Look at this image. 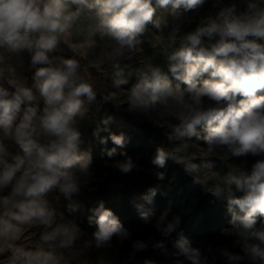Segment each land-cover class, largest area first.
<instances>
[{
  "label": "clouds",
  "instance_id": "obj_1",
  "mask_svg": "<svg viewBox=\"0 0 264 264\" xmlns=\"http://www.w3.org/2000/svg\"><path fill=\"white\" fill-rule=\"evenodd\" d=\"M209 2L0 0V255L9 264H132L150 250L168 256L169 242L174 264H264V0H230L183 31L187 14ZM79 51L94 62L83 64ZM106 105L163 137L149 158L158 183L133 201L160 239L133 240L103 199H81L97 190L101 168L105 178L145 170ZM170 161L223 204L230 227L221 233L232 231V248L194 242L171 208L157 215ZM33 227L38 239L19 243Z\"/></svg>",
  "mask_w": 264,
  "mask_h": 264
},
{
  "label": "trees",
  "instance_id": "obj_2",
  "mask_svg": "<svg viewBox=\"0 0 264 264\" xmlns=\"http://www.w3.org/2000/svg\"><path fill=\"white\" fill-rule=\"evenodd\" d=\"M229 2L230 0H224L223 3H214L210 0L203 7L202 13L191 19L183 31L193 30L204 18L215 17L220 8ZM145 49V55L148 58L153 59V62H159L162 67L165 66L163 58L157 61L155 57L150 56L151 50L147 45ZM124 118L130 126L122 131L127 132L132 138L127 150L134 156L141 155V164L145 170L133 172L127 176L120 175L118 172L111 173L106 178L99 179V182L94 185L97 189L95 192H85L82 197L92 199L93 203L97 199H103L105 206L111 208L124 224H139L142 222L133 207V201L138 200L139 193L143 192L146 187L158 183L153 175L155 170L150 165L149 158L154 152L155 145L160 143L163 137L158 130L151 128L147 123L133 122L128 116ZM100 148L101 146L93 144L94 164L102 162ZM216 169L226 170L219 161L216 162ZM166 173V180L159 182L163 185L161 191L164 195H158L156 198L157 215L165 208H171L173 213H181L185 234L194 242L213 241L222 234L221 229L230 227V217L226 215L223 204L213 202L214 198L210 194H205L198 187H194L190 178L183 175L179 166L170 161ZM168 247L174 249L171 242ZM232 250L238 251L239 248ZM139 262L132 264H139Z\"/></svg>",
  "mask_w": 264,
  "mask_h": 264
},
{
  "label": "rangeland",
  "instance_id": "obj_3",
  "mask_svg": "<svg viewBox=\"0 0 264 264\" xmlns=\"http://www.w3.org/2000/svg\"><path fill=\"white\" fill-rule=\"evenodd\" d=\"M206 6V4H205ZM208 7V6H207ZM203 11V8L200 9L198 12H194V13H188L187 16L191 19H193L194 17H197L199 14H201ZM166 19L171 23L173 18L172 16L168 15L166 16ZM189 22L186 20L184 22V27L187 26ZM86 26L84 23H82L80 25V27H84ZM183 27V29H184ZM165 31L167 32V29H165ZM74 35L79 39V29L77 30L76 33H74ZM79 56L82 59V63L85 64L86 66H90L93 62H94V57L90 54V53H86L84 51H79ZM141 59H144L145 56L142 55L140 57ZM93 75L98 79V80H103L104 77L97 74L95 72V69H91ZM105 109L110 113L113 114L116 118V125L115 130L117 131H121L123 129H125L126 127H129V122H126L125 120V116H128L133 122H135L134 117H132L131 115L125 114L123 112H115L111 105H106ZM88 132H90V128L86 129ZM93 144H95V142H93ZM241 159H233L232 163L239 165L241 163ZM249 161L251 162V158H249ZM102 162L95 164V166L97 167H101ZM103 169L101 168L100 172L98 173L99 177L102 178L103 177ZM47 199H49V201L56 206L57 208H59L60 210H63V206L65 204V201L63 200V198L61 197L59 200H57V194L56 193H52L50 194ZM81 199H83V197L81 196ZM84 200L86 201V203L89 204H94L92 202V199L85 197ZM80 219H83L82 217ZM125 226L129 227L132 229L133 231V236L132 239H137V238H141V239H147L148 236L152 235L155 236L156 239H160L161 237L159 236L158 233L155 232L154 228L151 225H143L142 223L139 224H125ZM82 227L85 228L86 232H88L89 234L91 233V231L93 230L92 228H89L85 223L82 224ZM40 229L33 227L31 229H26L25 230V235L24 237L21 239V241L19 243L24 244L26 246H30L32 244L33 241L38 239V235H39ZM225 235L220 234L217 238H215L213 241H208L211 242L213 244L214 247L216 246H221V245H227L230 248H232V240L234 239V237H229L226 235H231L232 231L229 229L227 230L225 233ZM130 243L131 241L125 242L123 247L120 248V258L123 259L126 256L127 251L129 250L130 247ZM169 248V247H168ZM239 251V250H238ZM237 251V252H238ZM175 252L174 249L169 248V255L168 256H164V255H159L158 253H154L151 250L140 254L137 256V260L132 262V263H137L139 261L142 260L143 257H149L152 258L153 260L156 261V263L158 264H174V260L176 259L173 255H171V253ZM97 253L93 252L92 255L95 256ZM111 254V253H110ZM5 256H7V253H4L2 255H0V264H9L8 260L5 259Z\"/></svg>",
  "mask_w": 264,
  "mask_h": 264
},
{
  "label": "crops",
  "instance_id": "obj_4",
  "mask_svg": "<svg viewBox=\"0 0 264 264\" xmlns=\"http://www.w3.org/2000/svg\"><path fill=\"white\" fill-rule=\"evenodd\" d=\"M27 60V57L25 56V61ZM29 77L31 76V72L26 73Z\"/></svg>",
  "mask_w": 264,
  "mask_h": 264
}]
</instances>
